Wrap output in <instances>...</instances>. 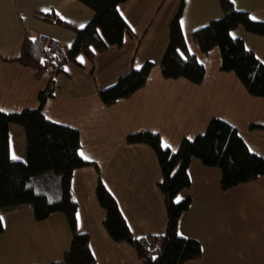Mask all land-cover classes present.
<instances>
[{"label": "crops", "instance_id": "0c3cea01", "mask_svg": "<svg viewBox=\"0 0 264 264\" xmlns=\"http://www.w3.org/2000/svg\"><path fill=\"white\" fill-rule=\"evenodd\" d=\"M232 1V0H231ZM181 0H128L119 10L135 36L113 46L93 61L80 55L82 65L69 63L56 76L54 97L44 113L52 121L77 129L81 148L90 165L73 172L72 189L78 203V228L87 232L98 264H142L135 248L117 242L103 221L106 211L96 197L101 178L116 198L135 238L162 234L167 226L164 195L158 184L163 172L154 149L146 143L129 144L125 138L140 130L160 134L177 149L184 138L202 134L212 118L237 127L251 151L264 157V97L252 95L234 71L221 69L219 47L205 53L192 32L223 16L220 0H184L182 29L191 53L205 66L201 83L187 78H165L161 60L169 41V24ZM238 10L264 21V0H236ZM55 14L74 28L86 25L92 8L80 0H0V109L19 112L37 107L38 94L50 73L40 78L37 70L15 59L27 35L51 38L70 45L72 28L45 19ZM264 62V35L239 26L231 31ZM153 61L143 87L131 96L105 104L99 91L119 76ZM21 126V125H20ZM10 125V152L26 160L23 127ZM191 186L178 196H191L190 208L179 219V232L197 238L202 256L183 264H264V174L230 189L221 187V170L193 159ZM0 264H54L63 261L72 230L62 212L37 220L33 208L2 214Z\"/></svg>", "mask_w": 264, "mask_h": 264}, {"label": "trees", "instance_id": "16d2710c", "mask_svg": "<svg viewBox=\"0 0 264 264\" xmlns=\"http://www.w3.org/2000/svg\"><path fill=\"white\" fill-rule=\"evenodd\" d=\"M80 1L94 11L84 28H74L55 14L44 17L75 31L70 45L42 35L35 39L27 35L21 53L15 59L35 68L37 78L50 73L46 87L38 94V106L11 113L0 109V216L6 211L27 207L33 208L37 220L46 219L53 212L64 213L72 230V240L64 252L63 261L54 264L98 262L90 235L78 228V203L72 189L75 169L91 162L79 155V131L50 120L44 113L45 104L54 97L56 76L65 72L67 64L81 66L80 55L93 61L111 47L122 46L126 36H135L119 10V5L128 0ZM220 2L223 16L194 30L192 36L205 53L219 47L221 69L234 71L252 95L264 97V62L247 48L241 38L230 35L239 26L251 33L264 35V21L253 20L248 11L238 10L231 0ZM183 9L184 0H181L169 24V41L161 60L162 72L165 78L184 77L201 83L205 66L188 50L180 24ZM180 52H184L187 60ZM154 65L153 61H147L140 68L119 76L112 85L99 91L102 101L111 105L120 98L131 96L145 85ZM11 123L21 125L25 131L26 160L11 157ZM250 128L264 130V124H252ZM125 141L129 144L146 143L157 154L163 172L158 186L164 195L167 212L165 232L135 238L116 198L101 178L95 192L106 211L105 229L113 240L130 243L142 264H183L202 256V245L197 238L178 234L179 219L190 208L193 199L186 196L177 202L175 197L191 186L189 167L193 159L200 160L205 166L218 167L221 170V187L225 190L264 174V157L251 151L238 128L221 118H212L204 133L191 139L184 138L176 151L162 147L160 134L151 130L132 133ZM3 230V221H0V234Z\"/></svg>", "mask_w": 264, "mask_h": 264}, {"label": "snow or ice", "instance_id": "6c2138e0", "mask_svg": "<svg viewBox=\"0 0 264 264\" xmlns=\"http://www.w3.org/2000/svg\"><path fill=\"white\" fill-rule=\"evenodd\" d=\"M235 2H236V0H232V3H233V4H235ZM251 18H252L253 20H256V19H257V17H256L255 15H253ZM184 23H185L184 20L181 19V20H180V24H181V25H184ZM80 27H81V28H84L85 25H84V24H81ZM97 31H99V30H97ZM230 35H232L233 37H235V33H230ZM32 39H35V37H33ZM93 50H94V49H93ZM188 50L191 51L190 48H189ZM177 51H180V50L178 49ZM180 55H181L185 60H187V56L184 55V52H180ZM78 59H81V60H82L83 57H78ZM135 67H136V68H140L141 65L136 64ZM189 138L191 139V137H189ZM162 147H164L165 149H171L172 151H176V149H175L174 147H172V145H171L170 143H168L167 141H162ZM250 150H252V149H250ZM78 152H79V155H80L81 157H83L84 159H91V157L85 155V153H84L83 150H78ZM12 159H20V157H18V156L15 154V152H13V154H12ZM175 199H176L177 202H178L179 200L182 199V197H181V196H176ZM76 217H77L78 220L80 219V213H79V212L76 213ZM3 219H4L3 216H0V221H3ZM178 234L181 235V236L184 235V233H183L182 231L179 232ZM153 259H155V257H153Z\"/></svg>", "mask_w": 264, "mask_h": 264}, {"label": "rangeland", "instance_id": "374dc122", "mask_svg": "<svg viewBox=\"0 0 264 264\" xmlns=\"http://www.w3.org/2000/svg\"><path fill=\"white\" fill-rule=\"evenodd\" d=\"M171 0H169V2H170ZM12 124V123H11ZM14 124H16V123H14ZM17 126H20L19 124H16ZM21 128H22V126H20Z\"/></svg>", "mask_w": 264, "mask_h": 264}]
</instances>
